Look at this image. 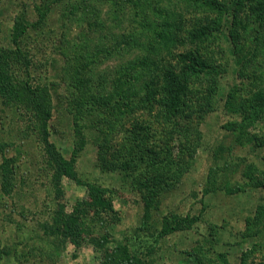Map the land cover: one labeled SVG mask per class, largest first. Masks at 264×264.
<instances>
[{"label":"trees","instance_id":"1","mask_svg":"<svg viewBox=\"0 0 264 264\" xmlns=\"http://www.w3.org/2000/svg\"><path fill=\"white\" fill-rule=\"evenodd\" d=\"M33 15L15 14L7 35L0 23V106L25 122L23 137L38 142L52 199L37 223L36 243L19 252L18 243L0 241V264H29L36 256L54 262L67 243L91 244L99 264H160L162 258L161 264H173L160 254V241L203 223L206 207L181 215L163 208L162 200L191 169L206 117L215 113L233 146L263 151L264 166V0H38ZM52 16L61 32L45 57ZM64 20L75 22L72 38L63 34ZM109 59L117 63L102 68ZM53 96L62 98L70 119L69 157L50 140ZM88 136L97 169L118 174L141 202L138 225L112 246L109 227L120 221L115 190L81 180L76 169ZM22 146L0 136L1 197L15 187ZM9 148L16 154L8 156ZM227 152L231 147L219 141L208 154L213 164L222 160L227 167ZM219 172L224 169L217 165L208 169L201 197L262 192L244 219L241 239H260L241 251L238 264H246L264 243V167L245 163L242 185L234 187L220 183ZM63 178L85 190L70 211ZM219 228L207 225V247L180 251L183 264H232L226 252L211 249ZM252 264H264V257Z\"/></svg>","mask_w":264,"mask_h":264},{"label":"rangeland","instance_id":"2","mask_svg":"<svg viewBox=\"0 0 264 264\" xmlns=\"http://www.w3.org/2000/svg\"><path fill=\"white\" fill-rule=\"evenodd\" d=\"M37 3L38 0H0L2 35L8 34L13 17L20 11H25L29 19L33 20L34 5ZM59 23L58 18L56 20V17L52 16L49 17L48 23L45 25L48 26L47 28L54 25V33L50 36L51 32H49L46 37L45 57L51 46L57 44L58 34L61 32ZM63 23L64 36L72 38L77 30L75 22L64 20ZM115 63L117 61L113 59L106 60L102 68L113 66ZM49 78L52 77L49 76ZM229 79L230 75L226 77L225 81L229 82ZM61 102V97L56 99L53 96L50 140L54 142L65 157H69L72 140L71 124ZM15 113L8 109H2L0 106V122L3 123L2 134H0L2 140L8 144L18 143L19 141L23 143L18 161V174L14 180L15 187L10 196H0V241L3 245L9 247L14 243H18L17 247L20 252L34 245L37 240L32 238L41 234L37 223L46 217L52 193L45 176L46 169L43 170L42 168L44 164L39 144L33 135L28 134L23 137V134H20L19 131L22 126L25 127V122L19 119L16 120ZM93 120H96V118H93ZM220 122L221 120L218 122L215 113L206 117L201 125L204 141L196 152L191 169L181 177L175 189L166 194L162 200L163 208H168L181 215L194 214L202 205L206 207L203 223H198L185 232L169 235L160 241V254L167 255L169 257L168 262L173 264L177 262L186 263L185 257L180 251H190L197 244L207 247L203 235L208 233L207 225L210 223L220 227L215 234L216 245L211 248L212 251L226 252L227 259L232 264L240 262L241 251L249 250L253 242L260 240L257 237L242 240L241 233L244 229L245 217L252 213L262 192L257 190L250 192L246 189L245 192L233 195L218 192L215 195L210 194L201 197L204 176H206L211 166L222 167L224 172H222L223 175H220V172L218 173V181L220 183L228 182L233 187L238 184L242 185L241 172L245 167V163L254 162L258 167H264L259 158L263 151L252 150L253 148L248 145L244 147L233 146L231 137L228 138L225 134L223 136V132L219 130ZM219 141H222L225 147H231V152L224 155L225 162L228 163L227 167L223 166L222 160L213 164V160L208 154V151L210 152V149L214 148ZM12 149H8V156L16 154ZM95 156V145L92 138L89 137L87 144L77 158L76 169L81 180L94 182L115 190L114 204L115 208L119 210L120 221L109 227L113 241L109 245L112 246L113 243L120 242L127 231L138 225L142 214L141 202H139L138 196L129 189L128 185L122 182L118 174L98 170L95 166ZM61 185L64 193L65 209L70 211L77 199L85 197V190L82 186L76 185L66 178L62 179ZM262 244L263 247L248 255L246 264L257 263L264 257V243L262 242ZM211 254L210 251L208 256ZM38 259V256H36L34 262L32 261L29 264H99L100 252L89 243H83L79 248L67 243L62 248L59 257L53 258L54 262H50L48 259H45V263L37 262ZM158 261L161 264L165 260L162 258Z\"/></svg>","mask_w":264,"mask_h":264}]
</instances>
